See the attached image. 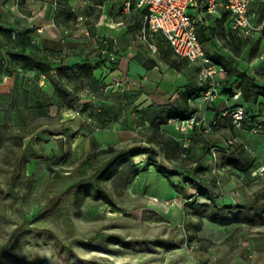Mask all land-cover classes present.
Returning <instances> with one entry per match:
<instances>
[{
  "label": "rangeland",
  "instance_id": "obj_1",
  "mask_svg": "<svg viewBox=\"0 0 264 264\" xmlns=\"http://www.w3.org/2000/svg\"><path fill=\"white\" fill-rule=\"evenodd\" d=\"M61 2L64 0H0V25L13 24V30L16 22L34 26L31 43L59 51L60 44L44 40L40 33L45 31L44 19L52 14L51 4L55 8ZM75 2L77 25L67 35H73L84 55L100 54L113 63V69H119V54L125 45L119 37L127 31L116 34L111 20L101 18L103 8L95 5L104 6L102 0ZM251 15L254 26L262 27L256 0ZM35 19L36 25L28 23ZM208 23L215 43L204 44V48L213 63L227 72L233 67L230 60L237 59V71H246L264 84L263 28L253 40H242L230 32L226 21L209 16ZM153 39L160 46L157 54L145 45L134 49L147 63L157 61L163 69L149 78L151 85L143 86L145 76L136 73L123 78L112 72L94 82L76 81L74 76L70 86L78 85L82 96L77 109H69L57 97L50 100L38 85L29 82L26 87L31 96L25 98L22 88L16 98L0 104V264H264V219L252 225L221 226L200 219L186 206L192 197H198L196 187L203 178L217 179L221 204L242 205L254 199L264 203V131L259 120L253 127L249 120L264 101L256 110L246 106L241 97L236 98L238 90L233 95L227 92L235 78L230 83L227 74L213 81L202 79L197 66L172 54L179 70L171 68L164 58L170 50L159 37ZM165 72L168 76L160 80L159 74ZM17 73L0 78L4 95L15 92L16 84L23 86L25 79H35L28 72ZM38 98L42 110L37 109ZM181 98H188L195 117L204 123L189 127L184 121L171 120L162 129L183 147L193 149L181 156L185 161L173 164L153 148L158 160L178 175L168 179L154 168H146L148 155H140L135 158L139 173L128 185L124 179L105 183L115 206L78 196V187H71L85 185L109 157L102 154L89 161L90 152L109 146L149 147L143 136L147 122ZM91 101L94 107L79 117L82 106ZM238 107L244 108L245 126L234 122ZM217 115L221 123L212 129L209 124ZM76 131L79 134L74 137ZM240 146L249 153L246 169L226 164L223 149ZM197 161L205 169L195 176L185 167L195 168ZM201 202L204 200L199 199Z\"/></svg>",
  "mask_w": 264,
  "mask_h": 264
},
{
  "label": "trees",
  "instance_id": "obj_2",
  "mask_svg": "<svg viewBox=\"0 0 264 264\" xmlns=\"http://www.w3.org/2000/svg\"><path fill=\"white\" fill-rule=\"evenodd\" d=\"M256 1L259 2L260 6V15L258 19L264 23V1ZM201 12L202 11H199L196 17L199 16ZM77 17L76 11L70 5V0H64V2L58 4L54 20L57 25L70 28L73 24H76ZM202 20L204 22L203 17L198 24V37L200 42L203 46L204 44L215 43L213 31L209 26L203 24ZM217 20L221 22L226 21L228 25H230L227 14H224L222 18H217ZM12 26L13 24L9 23L0 25V78L5 76L11 77L18 71H25L30 73L31 76H34L35 79H25V84L23 86L16 84L15 92L11 95H0V104L5 103L9 98L11 100L16 98L17 91L22 88L26 90L23 92L25 98L31 96L26 87V84L29 82L38 85L41 93L44 94L45 92L50 100L57 97L62 100L69 109H77V105L82 102V96L78 85L74 87L70 86V84L72 85V78H74V76L76 81L94 82L96 78L102 81L106 78L107 74L118 71V69H113V63L106 60L100 54L96 57L84 55L83 50H79L80 46H76L77 43L53 41L52 43L60 44L62 47L59 51H56L51 47H42L31 43L36 27L22 25L19 22H16V30L11 29ZM229 30L242 40H253L255 38L254 35L253 37L245 39L240 37L237 32L231 29ZM262 32L264 33V26L261 33ZM102 41L108 43L109 40L103 39ZM73 45H75V47L71 48L70 46ZM169 47L168 49L170 51L164 54V58L171 68L179 70L175 60H171V54L174 55V53ZM75 56L79 57L81 60L71 65L68 64V60ZM207 58L213 63L208 56ZM230 63L233 67L226 72L228 83H230L233 78L236 80L234 86H231L227 92L233 95L235 90H238L241 93V98L245 105L253 107L256 110V106L259 105L260 101H264V84L258 83L255 77L246 71H237L235 68L238 63L237 59H231ZM145 65L147 69L151 70L157 66V63L151 60L149 63L146 62ZM18 74L19 73H17L16 77H19ZM41 78H44L45 85H41ZM36 102L37 109H44L41 99L38 98ZM93 107V101L82 106V110L79 111L80 116L83 114V111ZM195 116L196 110L191 105L188 98H181V100L176 101L172 107H164L161 109V115L159 117L147 122L148 127H146L143 136L149 147L138 145L131 148L117 149L114 146H109L106 149L90 152L86 157L89 161L97 159L102 154H107L109 157L102 161L95 169L90 181L86 182L85 185L77 183L71 188L78 187L77 194L80 198L91 196L94 200H103L104 203L115 206V201L109 193L105 183L109 181L118 182L124 179V184L128 185L131 178L136 177L139 173L135 164V158L140 155H148L146 168L152 167L156 172L168 179L178 175L179 173L177 171L168 169L158 160L157 154L154 153L153 148H158L169 163L178 164L179 161H185L186 159H182L181 156H186L193 147H183L178 139L167 135L163 131L162 126L171 120L182 122ZM249 120L254 122L251 124V127L255 126V120H259L261 128L264 131V105L259 107L255 115H251ZM220 123L221 117L217 115L213 118L209 126L213 129L219 126ZM241 123L245 126L248 121L243 119ZM106 128H108V126H106ZM78 134V131H76L74 137H77ZM223 152H225L227 165L233 168H248L246 163L249 158V153L246 147H227L223 149ZM196 163L197 165L195 168H185L192 169L193 174L198 176L200 171H203L205 167L201 161H197ZM192 183L194 184V182ZM196 192L198 197H192L186 206L202 220H207L210 223L221 226H228L233 224L252 225L264 219V203L260 202L259 199H254L242 205L221 204L219 199L222 196V192L220 191L216 178L200 179L196 187ZM199 199H203L204 202L199 203ZM111 238L119 240L118 237Z\"/></svg>",
  "mask_w": 264,
  "mask_h": 264
},
{
  "label": "built area",
  "instance_id": "obj_3",
  "mask_svg": "<svg viewBox=\"0 0 264 264\" xmlns=\"http://www.w3.org/2000/svg\"><path fill=\"white\" fill-rule=\"evenodd\" d=\"M130 4L132 0H127ZM136 6L144 11V25L140 32V41L155 55L159 49L153 37L162 35L168 42L174 55L187 60L200 69L202 79H211L225 75L222 66L213 64L206 56L205 48L198 37V24L201 21L195 15L199 11L206 12L216 18L227 14L231 30L242 38H250L264 26L255 27L251 15L254 0H133ZM264 1V0H263ZM212 85V83H210ZM214 90V88L212 89ZM207 93V99L212 92ZM241 93H236V98ZM245 117L243 108L234 111L233 118L240 125ZM203 124V119L193 117L183 122L189 127ZM264 169H261V173Z\"/></svg>",
  "mask_w": 264,
  "mask_h": 264
},
{
  "label": "crops",
  "instance_id": "obj_4",
  "mask_svg": "<svg viewBox=\"0 0 264 264\" xmlns=\"http://www.w3.org/2000/svg\"><path fill=\"white\" fill-rule=\"evenodd\" d=\"M102 3L104 4V6L99 5V4L95 5L96 7H99L101 9L103 8L101 18L108 17L111 20L113 24V27L111 28L116 30V34L117 32H121L122 34L123 32H126V31L128 33L123 36L121 35L119 37L120 40L121 39L124 40L125 45H124V48L121 49L120 54H119V69L116 73H118L123 78H127V76L132 77V74L134 73L139 74L140 76H145L144 79L141 80L143 86L145 85L148 86L149 84L151 85L152 81L149 78L156 77V72H161L162 67L159 64V62L156 61L157 66L155 68L151 70L147 69L145 65L146 59L143 57L142 53L140 52L139 53L140 55H137L138 53L134 51L136 46H139L138 48H140V46H144L140 41V32L144 25V11L142 9H139L136 6V1H133V0L131 1L130 4L128 3L127 0H102ZM70 4H72L73 9L76 11L74 7L77 6L78 3L75 2V0H70ZM52 7H53V4H51L52 14L44 19V22H45L44 30L45 31H43V34L41 31L40 36L42 35L44 40L49 41V42H53V41L63 42V43L67 42L73 36V35H67V32H69L71 28L56 24L54 17L57 11V7L55 8H52ZM104 8H108V11ZM209 16L211 15H208L206 12L202 11L201 14L197 16V18L201 20L203 17L204 18V22L202 20L203 24H205L206 26H209V23H208ZM215 19L217 18L215 17ZM37 22L38 20L36 19L34 21H28L29 24H35V25L37 24ZM229 29H231L230 25H229ZM155 37H159V39L163 40L166 46L169 47L168 42L162 35H155ZM71 42L77 43V41L73 39L71 40ZM157 45L160 48L159 44ZM80 60L81 59L79 57L75 56V57H71L67 63L71 65V64L79 62ZM159 76H160L159 79L162 80V78H165L166 76H168V73L165 72L164 76L161 74H159ZM41 83L42 85H44L45 84L44 80L43 81L41 80ZM0 84H4V83L1 82ZM10 84L12 86L13 82H10ZM0 93L2 95L4 94V91H1ZM76 113L78 114L77 111ZM77 119H80V118L77 117ZM68 126L69 125H66V127ZM77 129L78 128L73 129V130H77ZM56 130H60V129H56ZM71 132L73 131L71 130Z\"/></svg>",
  "mask_w": 264,
  "mask_h": 264
}]
</instances>
